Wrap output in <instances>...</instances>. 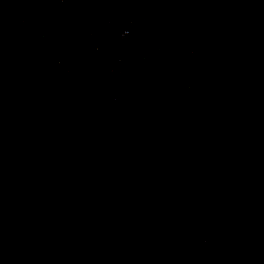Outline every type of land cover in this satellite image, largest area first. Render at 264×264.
Listing matches in <instances>:
<instances>
[{
    "label": "water",
    "instance_id": "95a60500",
    "mask_svg": "<svg viewBox=\"0 0 264 264\" xmlns=\"http://www.w3.org/2000/svg\"><path fill=\"white\" fill-rule=\"evenodd\" d=\"M0 264H264V0H0Z\"/></svg>",
    "mask_w": 264,
    "mask_h": 264
}]
</instances>
